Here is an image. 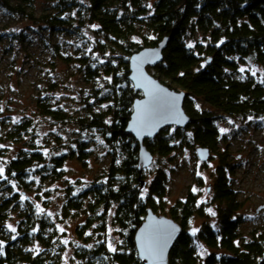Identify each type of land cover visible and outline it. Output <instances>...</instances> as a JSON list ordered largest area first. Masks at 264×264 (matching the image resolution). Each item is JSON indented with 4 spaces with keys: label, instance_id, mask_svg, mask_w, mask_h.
<instances>
[{
    "label": "trees",
    "instance_id": "obj_1",
    "mask_svg": "<svg viewBox=\"0 0 264 264\" xmlns=\"http://www.w3.org/2000/svg\"><path fill=\"white\" fill-rule=\"evenodd\" d=\"M46 2V12L38 20L49 32L73 34L86 25H94L106 39L111 52L109 59L100 65L87 56L77 61L88 83L99 80L101 74L107 78L106 94L100 101L106 106L98 114L79 120L48 103L44 96L38 98L36 110L0 135V145L22 147L4 164V176L0 177V231L5 233L0 238L3 242L0 264H61L65 252L54 221L37 213L28 196L33 186L29 178L45 172V178L58 180L66 160L76 159L84 166L88 152L81 143L70 153L47 160L34 142L38 119L97 132L110 157L107 171L101 177L75 196L69 191L66 194L64 219L84 208L87 212L85 222L76 229L82 244L74 247L70 264H143L135 249L134 234L148 209L155 214L165 213L181 228L169 252V264H264V232L252 234L247 241L239 237L242 222L235 214L240 204L229 185L230 170L223 159L219 158L213 185L219 208L218 229L204 223L198 234L192 236L188 232L191 220L205 218L196 196L189 193L165 211L162 204L167 184L165 173L158 169L147 182L146 169L141 172L137 169L138 143L125 133L133 103L142 98V92L136 91L129 79V59L164 40L162 61L148 69L164 86L185 93L183 110L191 123L183 129L166 127L155 138L145 139L143 144L152 155L167 157L177 149L193 145L209 150V154L215 153L218 144L215 120L264 119V0ZM0 7L24 14L26 8L32 7V0H0ZM28 13L26 16H32ZM189 44L193 46L189 48ZM243 66H252L260 74L242 72ZM92 93L91 98L99 102V88L94 87ZM195 100L206 109L194 110ZM5 149L0 147V166L4 163ZM5 192L8 195L4 196ZM111 210L110 225L117 228L123 241L115 251L109 250L105 243ZM13 214L15 232L4 228ZM89 230L95 234H86ZM92 238L95 242L87 246ZM195 239L213 251L201 263L195 253Z\"/></svg>",
    "mask_w": 264,
    "mask_h": 264
},
{
    "label": "rangeland",
    "instance_id": "obj_2",
    "mask_svg": "<svg viewBox=\"0 0 264 264\" xmlns=\"http://www.w3.org/2000/svg\"><path fill=\"white\" fill-rule=\"evenodd\" d=\"M46 8V0H32V7L26 8L24 14L0 7V135L36 110L38 98L44 96L48 103L79 120H86L92 113L98 114L105 109L106 104L100 101L106 94L107 78L101 74L99 80L88 83L77 61L87 56L100 65L109 59L111 52L106 46V39L94 25H86L73 34L49 32L38 20ZM28 12L32 16H26ZM244 70H249L252 75L260 74L252 66L241 67V71ZM147 72L157 79L150 69ZM94 87L99 88V102L91 98ZM193 108L200 111L206 106L195 100ZM214 126L218 132L217 151L210 152L207 161L199 160L196 150L202 147L197 145L177 149L167 157L153 155L144 177L150 182L158 169L165 173L167 184L162 201L165 211L184 200L189 193L196 196L197 204L203 207L205 213V218L194 217L190 222L188 232L196 236L204 223L214 230L218 229L219 208L214 200L213 185L219 158L223 159L230 170L229 185L240 204V210L235 214L242 222L238 234L241 240L247 241L252 234L264 232V209L256 213L264 205V119L223 117L215 120ZM221 129L226 131L221 132ZM35 134L34 142L47 160L68 154L81 143L88 152L84 166L76 159L66 160L61 168L62 177L58 180L45 178V172L29 178L33 186L28 196L37 213L45 214L54 221L65 245L61 264H70L74 247L82 244L76 229L85 222L87 212L84 208L80 213H73L64 219L62 207L66 194L69 191L71 196H75L101 177L107 171L110 157L99 134L84 127L54 125L51 120L38 119ZM2 146L6 148L2 160V167L5 168L4 164L13 159L22 147L10 143ZM193 188L197 191L193 192ZM37 205L43 211H39ZM112 213L111 210L107 217L105 231V243L111 251L123 245L117 228L110 225ZM159 214L156 215L166 216L165 213ZM15 221L13 214L4 223L5 230L11 231L8 225L16 229ZM61 228L63 231H60ZM86 234L95 233L89 230ZM4 235L0 231V238ZM94 242L92 238L87 246ZM212 252L203 241L195 239V253L200 263Z\"/></svg>",
    "mask_w": 264,
    "mask_h": 264
},
{
    "label": "water",
    "instance_id": "obj_3",
    "mask_svg": "<svg viewBox=\"0 0 264 264\" xmlns=\"http://www.w3.org/2000/svg\"><path fill=\"white\" fill-rule=\"evenodd\" d=\"M165 44L166 40L155 48L133 54L129 59V79L134 89L142 92V98L133 103L125 133L131 135L138 143L139 172L147 169L153 161V155L143 144L145 139L155 138L166 127L183 129L191 123V119L183 110L185 93L169 89L147 72L148 68H153L162 61ZM196 153L203 162L210 156L209 150L204 148H198ZM262 209L264 205L260 206L256 213ZM180 234L181 228L177 223L165 216H158L148 209L143 222L134 234V244L139 259L143 264H169V252ZM142 238L146 245L151 244L156 238L162 239L164 247L158 259L145 257L141 247Z\"/></svg>",
    "mask_w": 264,
    "mask_h": 264
},
{
    "label": "snow or ice",
    "instance_id": "obj_4",
    "mask_svg": "<svg viewBox=\"0 0 264 264\" xmlns=\"http://www.w3.org/2000/svg\"><path fill=\"white\" fill-rule=\"evenodd\" d=\"M193 45L189 44L188 47L191 48ZM102 62V61H101ZM243 71V69H242ZM226 129H221V132H225ZM0 147H3L2 145H0ZM3 174H4V168L2 166H0V177H3ZM199 175V173H198ZM193 192H196L197 189L193 188L192 189ZM37 209L39 211H43V209H40L39 208V205H37ZM209 213H211L212 215H215L214 212H212L211 209H208L207 210ZM8 228L12 231V232H15L16 229L14 227H12L11 225H8ZM60 231H63V229L61 228ZM195 229L193 230V234H195ZM13 239H15V237H13ZM66 243V241H65ZM111 247V246H110ZM141 247L142 249L144 250L145 252V257L146 258H153V259H158L161 255H162V252H163V247H164V242L162 241L161 238H156L151 244H145L143 238H142V241H141ZM0 248H3V242H0ZM113 251H115V249H112Z\"/></svg>",
    "mask_w": 264,
    "mask_h": 264
},
{
    "label": "flooded vegetation",
    "instance_id": "obj_5",
    "mask_svg": "<svg viewBox=\"0 0 264 264\" xmlns=\"http://www.w3.org/2000/svg\"><path fill=\"white\" fill-rule=\"evenodd\" d=\"M261 211V210H260Z\"/></svg>",
    "mask_w": 264,
    "mask_h": 264
}]
</instances>
